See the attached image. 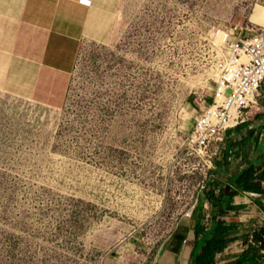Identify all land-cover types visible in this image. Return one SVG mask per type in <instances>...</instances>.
Wrapping results in <instances>:
<instances>
[{
  "label": "rangeland",
  "instance_id": "374dc122",
  "mask_svg": "<svg viewBox=\"0 0 264 264\" xmlns=\"http://www.w3.org/2000/svg\"><path fill=\"white\" fill-rule=\"evenodd\" d=\"M245 27L264 31V0H123L116 41L83 42L61 108L0 91V264H162L213 170L189 148L195 116L224 34ZM259 221L238 222L232 255Z\"/></svg>",
  "mask_w": 264,
  "mask_h": 264
},
{
  "label": "crops",
  "instance_id": "0c3cea01",
  "mask_svg": "<svg viewBox=\"0 0 264 264\" xmlns=\"http://www.w3.org/2000/svg\"><path fill=\"white\" fill-rule=\"evenodd\" d=\"M122 4L123 0H0V91L28 98L46 109L61 108L81 45L85 41L114 44ZM259 96L243 121L224 135L221 153L206 182L215 193L244 168L252 166L254 174L264 168V84ZM259 183L261 191L240 190L234 195L236 208L225 213L214 211L204 200L207 212L193 210L173 232L162 264L190 263L201 219L210 225L215 216L234 225L228 240L235 236L238 222L262 220L264 180ZM228 242L216 255L219 263L242 253L232 255Z\"/></svg>",
  "mask_w": 264,
  "mask_h": 264
},
{
  "label": "built area",
  "instance_id": "2783aa9c",
  "mask_svg": "<svg viewBox=\"0 0 264 264\" xmlns=\"http://www.w3.org/2000/svg\"><path fill=\"white\" fill-rule=\"evenodd\" d=\"M224 50L211 101L205 102L195 116L194 129L188 137L191 152L204 157L208 169L214 167V157L221 151L218 149L222 148L226 131L243 121L246 110L260 94L264 84V31L233 28L224 34Z\"/></svg>",
  "mask_w": 264,
  "mask_h": 264
},
{
  "label": "trees",
  "instance_id": "16d2710c",
  "mask_svg": "<svg viewBox=\"0 0 264 264\" xmlns=\"http://www.w3.org/2000/svg\"><path fill=\"white\" fill-rule=\"evenodd\" d=\"M261 180H264V168L259 173L254 174L252 166H248L217 193H215L212 185L207 187L206 183L197 209L203 211L204 200H207L216 212L225 213L234 210L236 205L233 203V196L240 190L261 191L259 183ZM233 229L234 225L217 219L215 216H212L210 225H206L201 219L196 229L197 239L189 264H263L264 226L254 232L255 244L250 243L238 257L223 263L216 261V255L225 248L229 241L228 233ZM260 242L261 244L258 245Z\"/></svg>",
  "mask_w": 264,
  "mask_h": 264
},
{
  "label": "bare ground",
  "instance_id": "6f19581e",
  "mask_svg": "<svg viewBox=\"0 0 264 264\" xmlns=\"http://www.w3.org/2000/svg\"><path fill=\"white\" fill-rule=\"evenodd\" d=\"M216 74V73H215Z\"/></svg>",
  "mask_w": 264,
  "mask_h": 264
}]
</instances>
